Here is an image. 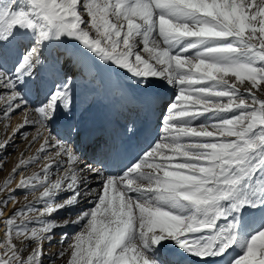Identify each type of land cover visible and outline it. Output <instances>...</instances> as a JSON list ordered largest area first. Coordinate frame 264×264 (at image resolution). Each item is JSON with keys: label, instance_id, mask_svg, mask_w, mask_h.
<instances>
[{"label": "snow or ice", "instance_id": "6c2138e0", "mask_svg": "<svg viewBox=\"0 0 264 264\" xmlns=\"http://www.w3.org/2000/svg\"><path fill=\"white\" fill-rule=\"evenodd\" d=\"M65 37L143 90L160 81L176 89L148 150L117 174L89 168L96 190L79 175L78 149L47 127L73 111L70 80L48 88L38 77L45 49ZM21 85L47 90L34 109L39 118L25 113L17 131L40 124L47 136L33 137L44 139L38 151H56L42 174L17 184L35 191L37 182L44 208L28 204L3 220L0 264H43V241L70 224L80 231L58 253L64 264H172L169 242L198 264H264V0H0L5 116L27 104ZM68 133L79 137L81 129L69 122ZM60 158L63 174L53 180ZM31 163L22 159L13 176ZM14 191L0 204L14 200ZM62 212L68 217L57 221ZM25 240L36 245L27 255Z\"/></svg>", "mask_w": 264, "mask_h": 264}, {"label": "bare ground", "instance_id": "6f19581e", "mask_svg": "<svg viewBox=\"0 0 264 264\" xmlns=\"http://www.w3.org/2000/svg\"><path fill=\"white\" fill-rule=\"evenodd\" d=\"M53 47L63 48L66 55H69L70 53L71 58L70 56L69 58L72 64L71 73L79 70L80 74H84L85 83H88L89 81H92L94 83V87H92L90 92L87 94V106H84L80 103H74L72 113L65 115L61 111L60 113H58L57 117L54 120L48 123L47 127L51 131L53 138L62 139L64 141L65 138L69 136L68 132H66L68 131L69 122L71 123V125H76L81 129L79 137H77L73 133L71 134L72 137L70 139V142H66L78 149L81 155V163L78 166L79 175L83 179H87L89 181L91 189L96 190L100 187L99 178L94 177L89 172V168L97 166H93L92 164H90L91 160H88L87 157L88 147L92 144L88 141L89 130L97 125L101 127L104 126L106 128L109 122L112 120L114 121L115 125L117 124L119 127H124L123 129L126 130H137L139 133L155 132L157 134V137H155V140L153 142L154 144L162 134L161 129L163 116L165 115L167 110V105L164 108V104L167 101L166 99L169 96L173 95V93L176 92V89L173 86L168 85L165 81H160L159 84H157L155 87L148 90H143L142 82H139L138 84V81L125 70L120 69L111 63L100 60L94 54L88 52L87 49H85L77 41H74L71 38L67 40L66 37L63 38L62 41L52 42L48 45L47 51H49V49L51 50ZM56 71L58 73L59 69H57ZM44 73L45 72L41 71L40 68L38 69V75L40 77H43L42 82L46 84L48 88H52L53 79H51L50 76ZM78 81L79 79H76L74 80L73 84H71L73 99L80 84L78 83ZM46 90L47 88L39 91V96H37L38 100L44 99V92ZM146 91L147 93L145 94ZM141 98H143V103L140 102ZM35 108L37 107L29 109L30 112L28 113L31 119L34 121L39 118L38 114L34 111ZM2 121L3 122L1 126L5 123V118ZM22 122L23 120H21L17 124H21ZM158 122L160 123L158 124ZM33 124L35 123L26 124L22 128H19L18 131H21L24 128L29 127V125L31 126ZM37 127L40 128L41 125L39 124ZM12 129L10 130L11 134L9 136V143H13V141L15 140L14 135H17L18 132ZM105 132L108 133L107 130ZM45 133L46 137L47 132L45 131ZM104 135L105 134L103 132H99L95 136V139H99ZM42 144H44L43 138L39 140L36 146L37 148L34 149L35 151L30 153L31 157H29L32 158V162H34L36 158L37 162L35 161L36 166L30 167L28 171L33 169V172L35 168L41 167L39 169L40 172H35V174H42L43 166L47 163H50V161L45 157L49 154H54L56 151L54 147H48L47 152L42 155L43 152L38 153V150L41 148ZM60 159L61 162L59 164L53 165V167L51 168V179L53 180H55L58 175L63 174L65 165L63 163V158ZM36 184V187H39V184L37 182ZM42 190L43 189L40 188V193L36 200L37 204L35 205H37V209L34 208L40 211H42L44 208V204L41 199ZM92 199H94V195L88 201H82L80 208L87 209L91 207ZM34 212L37 213L36 211ZM68 215L69 213L62 212L56 216V219L57 221H61L63 218H67ZM71 215L73 216V218L75 217V213H72ZM2 223L3 219H1L0 221V239L3 238V231L5 229ZM79 231L80 226L75 224H70L67 227L56 228L50 234V238L43 241V264H64V261L59 258L58 253L62 249H66L68 247V244L72 242V236ZM65 234H67V239H64L62 241L61 238L64 237ZM233 255H235V253H233ZM165 256L170 262H172V264H175L177 260L180 261V264H198L196 258L182 255L175 247V245L170 242L165 246ZM210 264H225V262L217 259L214 262L210 261Z\"/></svg>", "mask_w": 264, "mask_h": 264}, {"label": "rangeland", "instance_id": "374dc122", "mask_svg": "<svg viewBox=\"0 0 264 264\" xmlns=\"http://www.w3.org/2000/svg\"><path fill=\"white\" fill-rule=\"evenodd\" d=\"M67 40H69V38H67ZM47 50H48V47L47 49H45V52ZM69 56L71 58L70 53L69 55H66L63 48L53 47L51 50L49 49V51L45 53L44 63L40 67V70L45 72L46 75L50 76L51 79H53L52 87L60 85L67 80H70V83L73 84L74 80L79 79L78 83L80 84L77 88V93L74 97V103H80L84 106L85 105L87 106L88 104L87 94L90 92L92 87H94V83L92 81L85 83L84 74L83 73L80 74L79 70H76V72L71 73L72 64L70 62ZM6 67L11 68V64L6 65ZM57 69H59L58 73L56 71ZM40 79L41 81H43V77H40ZM20 91L24 93V97L27 100V104L22 106L21 108H17L15 111L11 112L8 116H5V105L3 101L0 100V142L8 141L6 145L7 148L4 147L0 149V200L9 199V191L12 189H15V191L12 192V195L14 196V200H9V203L7 204V206L0 204V209H3L4 211V216L0 217V221L1 219L4 220L7 216L12 215L14 212L25 208V206L28 204H33L34 208L37 209V205L35 204H37L36 200H37V197L39 196L40 188H41L40 186L36 187L35 191H27L24 188H17V184L20 183L22 178H28V177L33 176L35 172H40L39 169L41 167L35 168L33 172H32L33 169L28 171L30 167L36 166V162H37L36 158H35L36 162L34 161L31 164H28L27 166H20L16 174L14 176L12 174L13 168L17 167V165H19V162L22 159L27 161L28 158L31 157L30 153L35 151L34 149L37 148L36 146L41 138H38L35 141H33V137L37 136L39 131H40L39 133H42V134L44 133V136L46 135L45 130H43L42 127L38 128L37 126L39 124L35 123L31 126L29 125V127H26L21 131H18L17 135L16 134L14 135L15 140L13 141V143H9V138H10L9 136L11 134L10 130L13 128L14 131H17L16 127L18 128V126L20 125L17 123L23 120L25 113H29L30 112L29 109H32L33 107H39L42 104V102H44L45 100V97L43 100L37 99V96H39V91H37L35 87L26 89L23 85H21ZM8 94L9 93L7 92L5 88L0 87V96H6ZM174 96H175V92L173 93V95L168 97L166 103L164 104V108L166 107V105L170 104L174 100ZM166 113H167V110H166ZM4 118H5V123L3 124L4 126L3 125L1 126L3 122L2 120H4ZM200 122H203V118H201ZM159 123L160 122H158V124ZM70 139H71V135L65 138V142L66 141L70 142ZM38 153H41V152L38 151ZM44 154L45 152L42 153V155ZM10 177H12L11 183L8 185V188H4L5 180L9 179ZM33 183H36V182L33 181ZM37 214L38 213H35V212L26 213V215L32 216V217H35ZM28 227L29 228L39 227V224H29ZM4 231H3V234H4ZM33 243L34 242H30L27 240L23 242V248H24L25 255L29 254L31 249L36 246L35 243L34 244Z\"/></svg>", "mask_w": 264, "mask_h": 264}]
</instances>
